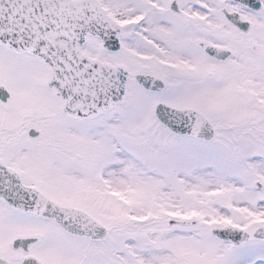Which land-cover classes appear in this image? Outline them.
I'll use <instances>...</instances> for the list:
<instances>
[{
	"label": "snow or ice",
	"instance_id": "snow-or-ice-1",
	"mask_svg": "<svg viewBox=\"0 0 264 264\" xmlns=\"http://www.w3.org/2000/svg\"><path fill=\"white\" fill-rule=\"evenodd\" d=\"M0 264H264V0H0Z\"/></svg>",
	"mask_w": 264,
	"mask_h": 264
}]
</instances>
